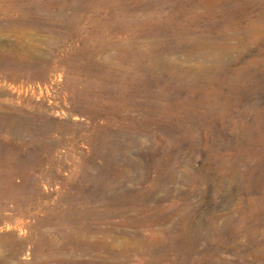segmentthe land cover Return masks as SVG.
Listing matches in <instances>:
<instances>
[{"label": "rangeland", "instance_id": "1", "mask_svg": "<svg viewBox=\"0 0 264 264\" xmlns=\"http://www.w3.org/2000/svg\"><path fill=\"white\" fill-rule=\"evenodd\" d=\"M2 1L0 264H264V0Z\"/></svg>", "mask_w": 264, "mask_h": 264}, {"label": "bare ground", "instance_id": "2", "mask_svg": "<svg viewBox=\"0 0 264 264\" xmlns=\"http://www.w3.org/2000/svg\"><path fill=\"white\" fill-rule=\"evenodd\" d=\"M29 9H32V7L29 5H24V6L18 5V6H16V5L9 4V3L6 4V1L0 0V65L6 64V66H10V65L12 66L16 63V60H15L16 58H19V57L23 58L24 55L26 54L25 52H28L29 50L33 49L34 39L33 38L30 39V37H28L27 34L30 35V30L32 31L34 27H37L38 26L37 23L34 20H32V21L23 20V21H16V22L11 21V22H7V23L5 21L6 16H8L13 11H18V12L21 11L22 12V11L29 10ZM39 28H41V26L38 27V29ZM28 29H30V30H28ZM6 32H8V33L12 32L14 34H19L21 32V34H22V35H18L15 37L13 36L14 37V43H13L14 45H11V48H8V47H10L9 43L6 44L7 43L6 42ZM3 37H5L4 40H3ZM6 46H8V47H6ZM20 47H21L22 51L19 50Z\"/></svg>", "mask_w": 264, "mask_h": 264}]
</instances>
